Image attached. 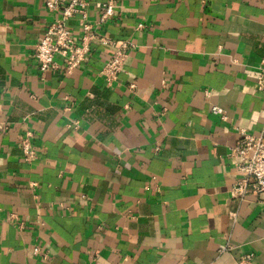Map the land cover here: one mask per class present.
Segmentation results:
<instances>
[{"label":"crops","instance_id":"1","mask_svg":"<svg viewBox=\"0 0 264 264\" xmlns=\"http://www.w3.org/2000/svg\"><path fill=\"white\" fill-rule=\"evenodd\" d=\"M88 1L98 35L133 45L112 86L100 42L41 72L56 14L0 0V264H264V194L232 195L229 157L264 129V0H116L102 25Z\"/></svg>","mask_w":264,"mask_h":264},{"label":"built area","instance_id":"2","mask_svg":"<svg viewBox=\"0 0 264 264\" xmlns=\"http://www.w3.org/2000/svg\"><path fill=\"white\" fill-rule=\"evenodd\" d=\"M45 9L56 16L47 26L45 33L39 37L33 51V58L39 65L41 72L55 67V58L60 57L67 74L76 70L84 61L90 51L93 42L108 45L112 52L106 59L100 74L108 86L117 81L118 74L122 71L128 52L133 48L131 42L126 40L109 41L98 35L93 25L87 19L88 0H43ZM98 11V25L112 20L115 15L116 0H105L92 3ZM79 16L81 35L75 38L67 22L74 16ZM264 80L261 73L257 77V88L263 89ZM210 113L225 119L222 108L212 106ZM74 125H77L76 123ZM30 135L27 134L20 142L23 159L31 163L35 159V151L29 143ZM229 157L233 160L236 170L241 175L235 186L232 187V195L240 199L251 194H264V129L255 136L240 132V138L231 149ZM34 185V184H33ZM227 247H221L224 252ZM38 248L33 249V255H38ZM236 264H255L252 253L240 256Z\"/></svg>","mask_w":264,"mask_h":264}]
</instances>
